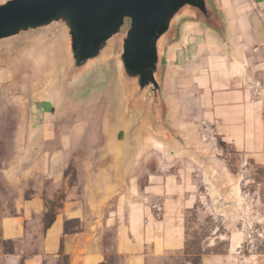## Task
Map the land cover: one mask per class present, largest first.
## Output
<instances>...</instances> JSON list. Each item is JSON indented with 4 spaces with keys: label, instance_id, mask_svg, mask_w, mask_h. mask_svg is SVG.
Here are the masks:
<instances>
[{
    "label": "crops",
    "instance_id": "1",
    "mask_svg": "<svg viewBox=\"0 0 264 264\" xmlns=\"http://www.w3.org/2000/svg\"><path fill=\"white\" fill-rule=\"evenodd\" d=\"M221 4L229 43L191 31L171 55L167 85L173 119L202 138L208 158L149 142L124 158L98 110L47 130L33 118L1 219L5 240L31 245L41 235L39 251L21 256L24 264H53L62 253L77 264H102L111 249L126 264H146L149 253L183 246L188 213L209 196L207 177L228 182L213 150L264 167V0ZM17 133L20 141L25 133Z\"/></svg>",
    "mask_w": 264,
    "mask_h": 264
},
{
    "label": "water",
    "instance_id": "2",
    "mask_svg": "<svg viewBox=\"0 0 264 264\" xmlns=\"http://www.w3.org/2000/svg\"><path fill=\"white\" fill-rule=\"evenodd\" d=\"M221 3L0 0V52L31 45L32 52L41 54L45 70L53 73L48 102L37 117L40 128L52 127L63 113L83 103L100 78L112 76L115 108L108 124L113 141L125 149L124 158L149 142L204 161L208 153L202 138L172 117L167 85L171 55L191 31L203 30L229 43Z\"/></svg>",
    "mask_w": 264,
    "mask_h": 264
},
{
    "label": "rangeland",
    "instance_id": "3",
    "mask_svg": "<svg viewBox=\"0 0 264 264\" xmlns=\"http://www.w3.org/2000/svg\"><path fill=\"white\" fill-rule=\"evenodd\" d=\"M30 47L22 45L0 52V264H24L21 256L32 255L40 249L39 234L31 245L5 240L1 234V219L14 197L7 180L17 173L18 158L28 144L27 131L48 102L53 78L50 70L39 73L41 54L35 48L32 49L38 53L32 52ZM43 56L47 58L45 50ZM93 86L92 93L83 97V103L63 113L53 123L54 127L97 110L105 115L100 122L105 127L115 108L114 78H100ZM18 130L25 133L20 141ZM218 146H224L225 152H229L225 144L218 142L215 147ZM212 153L230 177L228 182L207 177L209 196L203 195L207 197L188 213L183 246L158 255L149 253L146 264H264V167L255 161H243L234 154L226 156L218 150ZM195 166L201 173L202 167ZM52 216H46V224ZM112 236L113 231L109 230L108 242ZM14 257L21 260L15 263ZM125 261L123 255L111 249L102 264H126ZM53 264L77 263L69 253H62Z\"/></svg>",
    "mask_w": 264,
    "mask_h": 264
},
{
    "label": "bare ground",
    "instance_id": "4",
    "mask_svg": "<svg viewBox=\"0 0 264 264\" xmlns=\"http://www.w3.org/2000/svg\"><path fill=\"white\" fill-rule=\"evenodd\" d=\"M45 70V64L43 63L40 67H39V73H41V71L43 72Z\"/></svg>",
    "mask_w": 264,
    "mask_h": 264
},
{
    "label": "trees",
    "instance_id": "5",
    "mask_svg": "<svg viewBox=\"0 0 264 264\" xmlns=\"http://www.w3.org/2000/svg\"><path fill=\"white\" fill-rule=\"evenodd\" d=\"M53 220V216L52 217H50V219H49V222H51Z\"/></svg>",
    "mask_w": 264,
    "mask_h": 264
}]
</instances>
